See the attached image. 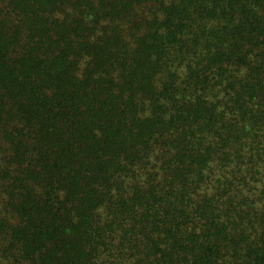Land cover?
<instances>
[{
  "label": "trees",
  "instance_id": "trees-1",
  "mask_svg": "<svg viewBox=\"0 0 264 264\" xmlns=\"http://www.w3.org/2000/svg\"><path fill=\"white\" fill-rule=\"evenodd\" d=\"M0 264H264V0H0Z\"/></svg>",
  "mask_w": 264,
  "mask_h": 264
}]
</instances>
